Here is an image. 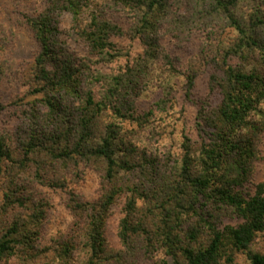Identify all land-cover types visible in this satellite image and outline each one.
<instances>
[{
    "label": "trees",
    "instance_id": "obj_1",
    "mask_svg": "<svg viewBox=\"0 0 264 264\" xmlns=\"http://www.w3.org/2000/svg\"><path fill=\"white\" fill-rule=\"evenodd\" d=\"M84 1L44 0L41 9L28 18L39 50L34 62L32 95H43L41 103H45L48 118L41 120L42 116L34 111L31 117L34 138L23 145L24 158L19 162L14 159L7 136L0 133V176L7 163H18V167L28 169L31 156L41 149L55 164L84 161L103 163L106 168L103 192L94 200L88 198L89 201L77 202L72 207L87 220L82 242L77 245L56 241L46 264H78L75 260L78 249L87 257L80 264L107 261V264H142L140 259L128 263L133 257L131 249L135 250L134 254L139 249L143 255L161 251L173 260L172 264H238L240 256L246 257L243 264H264V254L253 250L257 236L264 233V181L255 178L258 162L264 160L256 139L264 137V111L258 113V121L248 120L264 102V72L257 67L259 60L252 58L256 62L252 69L230 66L226 71L220 83L223 100L217 106V121L212 125L214 138L201 143L198 149L185 138L182 159L175 165L167 164L159 152L154 154L146 148L121 142L118 124L117 128L100 126L104 112L109 109L122 120L135 118L125 116L111 99L116 97L115 103L122 99L118 96L122 91L136 93L140 86L139 71L131 72L130 68L140 67L145 60L138 58L127 69L112 74L111 79L107 75L109 88L104 99L98 100L95 91H84L83 70H90L87 64L71 63V55L57 52V11L69 13L77 21L82 16ZM96 1L132 6L140 14L138 28L144 45L155 43L152 33L166 14V0H89L90 23L80 36L93 54L113 61L120 56L114 55L117 47L125 42L120 28L99 11V6L94 5ZM210 1L229 14L231 25L240 35L236 54L260 50V60L264 62V39L260 36L264 5L252 9L247 22L248 16L231 14L238 0ZM254 2L263 3V0ZM1 41H5L7 52L13 54L7 37L0 36ZM7 71L13 75L12 66ZM0 72H5L1 64ZM65 102L70 105L65 106ZM4 108L0 106V115ZM71 180L68 178V183ZM60 182L66 184L64 179ZM17 192L11 187L6 191L3 211H18L30 204L31 213L25 219L16 216L3 228L0 264L17 254L24 258V264L42 258L41 245L36 241L40 239L46 211ZM119 199L126 202L119 227V238L126 250H119L116 257L112 252L107 256L105 222ZM203 236L205 240L199 243Z\"/></svg>",
    "mask_w": 264,
    "mask_h": 264
},
{
    "label": "rangeland",
    "instance_id": "obj_2",
    "mask_svg": "<svg viewBox=\"0 0 264 264\" xmlns=\"http://www.w3.org/2000/svg\"><path fill=\"white\" fill-rule=\"evenodd\" d=\"M28 1L0 0V36L3 39L7 37L13 49V54L8 53L5 41L0 42V64L5 66V72H0V106L5 107L0 115V133L7 136L14 159L18 162L24 158L23 145H28L34 138L31 136L32 115L36 112L42 116L41 120L48 118L45 103H41L43 95H32L35 84L34 62L39 50L28 24V18L41 9L44 0ZM88 1L83 2L82 16L77 21L71 14L57 11V52L71 55V63L87 64L90 70H83L84 91H95L98 100L104 99L105 90L109 88L106 84L109 82L107 75L111 79L114 77L112 74L127 69L126 66L136 63L138 58L145 60L140 67L130 68L131 72L133 69L139 71L140 86L136 93L131 95L122 91L118 95L122 99H117L116 103V97L111 99L113 105L121 107L125 116L133 115L135 118L122 120L109 109L104 112L100 126L112 125L117 128L118 124L121 127L118 130L121 142L146 148L154 154L159 152L167 164L175 165L182 159V145L187 142V138L197 149L201 143L214 138L212 125L217 121L215 111L223 100L220 83L230 66L252 69L256 64L253 59L256 58L259 60L257 67L264 72L260 50L252 52L249 49L247 54H236L240 35L231 25L229 14L210 0H166V14L152 33V39L156 41L148 45H144L145 41L141 40V30L138 28L140 14L132 6L94 2L100 12L106 13L116 23L125 38V42L114 53L120 56L109 61L104 56L93 54L80 36L90 23ZM259 4L264 5V0L263 3L238 0L237 6L230 11L237 17L248 16L245 21L249 22L251 10ZM260 36L264 39V25H260ZM244 56L247 59H243ZM9 66L13 67L12 76L7 71ZM68 105L70 103L65 102V106ZM260 111H264V102L248 120L258 121ZM41 120H38L39 124H42ZM256 139L264 157V137ZM37 152L31 156L28 169L18 167V163H7L4 174L0 176V236L5 225L16 216L25 219L31 213L30 204L20 207L18 211H3L4 197L10 187L17 189L18 195L38 204V208L44 209L47 214L40 239L36 241L41 245L39 253L42 258L35 262L28 260V264H46L57 242L79 245L87 220L79 212H74L72 207L77 202L89 201L88 198L96 199L106 186V168L103 163L82 161L77 164L71 161L55 164L56 161L53 162L44 149ZM68 178L72 179L69 183ZM255 178L264 181V160L258 162ZM62 179L66 184H60ZM125 203L124 199H119L105 222L107 256L111 255L108 252H112L116 257L119 250H126L119 238ZM205 238L203 236L199 243ZM253 250L264 254V233L257 236ZM134 251L130 250L133 257L128 263L137 259L142 264L173 262L161 251L150 255H143L139 249L136 251L138 254H134ZM86 258L81 250L75 252L78 264L85 262ZM23 259L17 254L2 264H24ZM245 262V256H240L237 261L238 264Z\"/></svg>",
    "mask_w": 264,
    "mask_h": 264
}]
</instances>
